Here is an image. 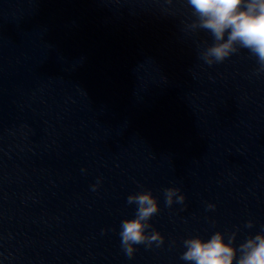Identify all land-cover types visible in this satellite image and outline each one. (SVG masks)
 Wrapping results in <instances>:
<instances>
[{
    "label": "clouds",
    "instance_id": "1",
    "mask_svg": "<svg viewBox=\"0 0 264 264\" xmlns=\"http://www.w3.org/2000/svg\"><path fill=\"white\" fill-rule=\"evenodd\" d=\"M176 2H186L197 16V23L193 27L208 30L217 41L201 54L206 64L211 66L214 63H222L243 48L257 57L260 71L264 72V0H176ZM226 31L228 35L225 41ZM236 45H239V48ZM95 187L93 186V190ZM179 191L178 188L164 190L167 206L173 204L172 197ZM184 200V195H180L176 203H183ZM127 203L137 205L135 218L121 222V246L125 254L131 258L134 253L132 245L150 246L155 242L160 246L164 242V237L155 230L150 235H145L146 230L152 227L150 219L159 211L157 200L150 191L129 195ZM252 226V222L249 221L247 227ZM234 239L235 233L229 235L228 243H225L221 232L214 233L207 242L199 237L186 239L183 243L187 250L183 252L181 259L195 261V264H233L236 255V249L232 247ZM239 250L242 255L238 264H264V235L248 238L240 245Z\"/></svg>",
    "mask_w": 264,
    "mask_h": 264
}]
</instances>
